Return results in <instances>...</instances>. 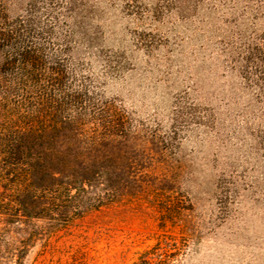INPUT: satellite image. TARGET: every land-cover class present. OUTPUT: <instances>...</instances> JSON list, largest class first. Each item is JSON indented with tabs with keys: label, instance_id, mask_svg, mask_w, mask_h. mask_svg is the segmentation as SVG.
Instances as JSON below:
<instances>
[{
	"label": "rangeland",
	"instance_id": "rangeland-1",
	"mask_svg": "<svg viewBox=\"0 0 264 264\" xmlns=\"http://www.w3.org/2000/svg\"><path fill=\"white\" fill-rule=\"evenodd\" d=\"M1 6L9 20L40 21L35 46L55 71L38 72L32 102L60 108L73 124L65 142L94 158L7 162L13 195L39 208L12 209L21 232L0 245V264H264V0ZM118 150L135 184L117 195L77 192L63 172L111 169Z\"/></svg>",
	"mask_w": 264,
	"mask_h": 264
},
{
	"label": "trees",
	"instance_id": "trees-1",
	"mask_svg": "<svg viewBox=\"0 0 264 264\" xmlns=\"http://www.w3.org/2000/svg\"><path fill=\"white\" fill-rule=\"evenodd\" d=\"M39 26L40 21L36 18L9 20L5 10H0V162H5L0 167V245L7 243L6 236L9 237L12 230L21 232L17 214L12 213L13 208L17 206L28 215L39 208L38 198L30 197L28 193L13 195L20 184L14 173V163L7 162H83L94 158L77 153L67 140L65 142L67 135L72 133L73 124L61 116L63 111L60 108L52 107L50 112L46 106L45 110H40L39 105L44 106L41 98L35 104L32 102V91L41 81L38 72L45 68L55 71L54 67L46 66L41 59L40 48L35 46ZM120 153V150L116 151L111 159H124V162H113L111 169L109 165L99 163L86 167L71 163L63 172L76 176L77 186L74 189L77 192H90L99 198L108 193L117 195L135 184L129 176L123 177L135 165ZM95 170L102 171V186H99ZM111 170L116 173L115 180L110 178ZM152 170L144 168L147 174H152ZM36 173L35 167L29 170V183L35 181ZM50 173V165H42V179H46L44 183L48 185L52 181ZM84 176L91 178L83 179ZM99 187H102L101 193ZM71 188L69 186L67 191Z\"/></svg>",
	"mask_w": 264,
	"mask_h": 264
}]
</instances>
